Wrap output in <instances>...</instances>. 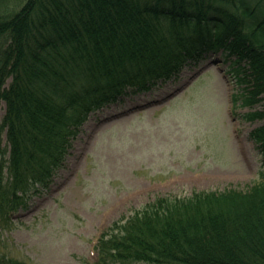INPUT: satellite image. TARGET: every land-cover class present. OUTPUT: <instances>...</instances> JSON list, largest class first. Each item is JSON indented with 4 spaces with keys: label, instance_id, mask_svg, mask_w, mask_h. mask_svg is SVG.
I'll list each match as a JSON object with an SVG mask.
<instances>
[{
    "label": "trees",
    "instance_id": "1",
    "mask_svg": "<svg viewBox=\"0 0 264 264\" xmlns=\"http://www.w3.org/2000/svg\"><path fill=\"white\" fill-rule=\"evenodd\" d=\"M261 2L0 0V230L50 185L90 112L185 65L219 53L243 85L232 99L264 104ZM241 116L263 121L248 136L264 164V108ZM259 178L156 196L100 233L93 264H264V165ZM0 264L25 263L0 250Z\"/></svg>",
    "mask_w": 264,
    "mask_h": 264
},
{
    "label": "rangeland",
    "instance_id": "2",
    "mask_svg": "<svg viewBox=\"0 0 264 264\" xmlns=\"http://www.w3.org/2000/svg\"><path fill=\"white\" fill-rule=\"evenodd\" d=\"M231 67L209 54L90 112L50 185L0 230V250L25 264H92L100 233L156 196L255 184L264 164L248 133L263 121L241 114L264 104L232 99L243 85Z\"/></svg>",
    "mask_w": 264,
    "mask_h": 264
}]
</instances>
